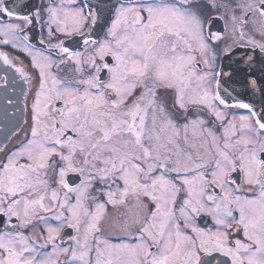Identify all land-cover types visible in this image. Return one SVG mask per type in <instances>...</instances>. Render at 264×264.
Listing matches in <instances>:
<instances>
[{
	"label": "snow or ice",
	"instance_id": "obj_1",
	"mask_svg": "<svg viewBox=\"0 0 264 264\" xmlns=\"http://www.w3.org/2000/svg\"><path fill=\"white\" fill-rule=\"evenodd\" d=\"M113 7L100 37L85 0H0V45L35 71L0 51L31 89L0 148V264H264V106L229 104L217 66L236 46L264 56V0ZM36 23L49 52L27 43Z\"/></svg>",
	"mask_w": 264,
	"mask_h": 264
},
{
	"label": "flooded vegetation",
	"instance_id": "obj_2",
	"mask_svg": "<svg viewBox=\"0 0 264 264\" xmlns=\"http://www.w3.org/2000/svg\"><path fill=\"white\" fill-rule=\"evenodd\" d=\"M19 2L21 4H28L29 7H38L40 4V0H19ZM85 2H90L93 8L99 11L96 34L102 37L104 35L102 26H106V20L110 23V13L114 11V5L118 6V0H85ZM205 10L208 11L209 15H216L215 12ZM224 25L225 21L216 20L214 21L212 30L214 32H223ZM26 35H28L27 43L34 50L50 51L48 50L49 40L47 30L44 29L42 32L39 23L34 24ZM41 39H43V43H41ZM56 42V40L51 41V43ZM225 43H231V39L225 40ZM67 46L72 47L73 45L69 43ZM22 48L23 44L17 48H13L11 45H0V51L8 53L10 58H18L13 59L17 67H26L29 73L34 75L35 71L31 67V57ZM220 48L223 49L224 44H221ZM51 54L55 55V53ZM248 56L254 57L252 63H249ZM217 66L218 69L222 68L225 73V75L220 77V94L229 104H233L237 100H242L253 103L257 109L264 106V92H261V88L264 87V72L261 71L264 68V56L260 54L258 49L253 50L247 46H236L226 56L221 52L217 60ZM249 72H252L258 79V84L255 88L246 84V78ZM5 79L8 81L7 87L3 86ZM26 92L29 93L27 98L25 96ZM30 92L31 89L25 84L23 78L16 72L15 68L5 64L3 59L0 58V135L4 134L9 128L6 126L13 125L11 132L8 133L6 138L0 137V148H11L13 144L23 137L26 129L25 121L28 114L25 104L26 99L29 102L31 100ZM227 111L237 115L247 114V110L244 109L232 108ZM208 223L211 224L210 219ZM69 234L71 233L69 232ZM66 240L67 237L65 236ZM205 259L210 261L211 264H216L217 261H220L221 264H230V259L221 253H213L212 256L205 257Z\"/></svg>",
	"mask_w": 264,
	"mask_h": 264
},
{
	"label": "water",
	"instance_id": "obj_3",
	"mask_svg": "<svg viewBox=\"0 0 264 264\" xmlns=\"http://www.w3.org/2000/svg\"><path fill=\"white\" fill-rule=\"evenodd\" d=\"M18 94H19V93H18ZM18 98H19V100H20L19 95H18ZM6 127H9V128L4 132V134H1L0 137H3V138L5 137V138H6V137L8 136V133L11 132V128L13 127V125H11V126L8 125V126H6Z\"/></svg>",
	"mask_w": 264,
	"mask_h": 264
}]
</instances>
